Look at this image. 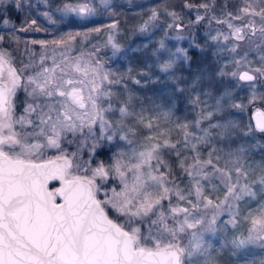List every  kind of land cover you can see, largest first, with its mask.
<instances>
[{"label": "snow or ice", "instance_id": "6c2138e0", "mask_svg": "<svg viewBox=\"0 0 264 264\" xmlns=\"http://www.w3.org/2000/svg\"><path fill=\"white\" fill-rule=\"evenodd\" d=\"M6 2L0 0V4ZM101 4L108 7L109 0H101ZM16 6L20 7L19 0ZM199 7L207 13L214 7V0L212 4ZM62 10L78 16L96 13V8L87 0L75 6L65 5ZM171 15L176 18L175 13ZM48 18L51 20L50 16ZM157 18L153 9L150 21ZM202 19L203 16L197 15L196 22ZM211 19L227 24L231 37L236 41L247 39L259 53L257 66L253 67V61L248 60L247 70L239 74L233 72L232 76L238 75L239 80L245 82L264 78V0H241L235 13L226 12L223 20L216 16ZM150 21H146L145 26ZM100 31L93 28L88 33L75 35L87 38L89 33ZM73 38V33L69 32L67 39L32 43L47 50L49 43L67 45ZM4 39L0 35V41ZM228 39L225 35L224 40ZM109 42L112 43V37ZM238 47V44L233 45L230 50L236 52ZM113 48L118 50V45L113 43ZM60 55L62 58L57 62L54 48L51 66H46L49 56L45 51L38 63L30 59L28 63L22 62L23 67L18 69L14 57L0 50V264H216L213 251L219 249L214 250L211 240L205 239V233L215 234L217 219L224 210L232 213L229 222L234 224L241 202L248 210L245 219L251 227L246 237L233 238L228 243L233 255H240L244 264H264V255L259 260L247 258L249 246L259 245L264 250V174L251 182L248 180L249 174L255 172L253 164L264 173V157L252 161L241 146L228 153L223 167L219 166L222 157L217 155L214 162L212 152L208 159H201L197 144L208 142V129L202 130V136H196L188 131L187 122L177 123L176 127L183 131V141L172 142L171 130H161L157 116L146 115L143 108L139 112L130 109L127 102L118 108L112 105L113 94L104 88V81L109 84L119 81L110 80L98 61L94 65L80 59L68 63L64 53ZM247 55L245 53V60ZM174 57L172 54L161 65L163 71L172 68ZM235 63L240 65L241 60ZM196 83L194 80V87ZM21 90L25 99L18 101L17 94ZM255 97L253 92V99ZM18 102L23 105L19 114ZM198 102L199 98L192 101L193 104ZM217 110H220L219 100ZM117 112V119H109L110 114ZM163 115L167 120L171 109ZM211 116L212 113H208L204 118ZM195 124L199 127L200 120ZM210 127L221 129L218 133L221 138H230L238 125L228 120ZM141 129L148 134L143 136L137 150L133 145ZM255 129L264 133V111L257 110ZM250 132L249 126L243 135ZM69 133L82 137L81 147L92 141L90 159L83 165L74 164L78 152L69 156L62 148ZM117 136L129 150H119L113 153L110 162L97 160L96 166L91 167L97 149L104 146L101 142L111 144ZM189 146L195 155L182 156V150ZM46 149H56L61 154L44 159ZM165 151L175 153L178 167L189 178L187 188H180L175 179H169L173 166L164 159ZM74 168L85 174H74ZM110 178L119 180V190L112 187L111 195L105 191L104 199H100L98 194ZM50 179H59L61 187L49 191ZM203 182L211 185L213 191L222 187L223 199L217 196L219 202H216L206 195ZM193 194L195 200L191 198ZM57 197L61 203H57ZM253 204L257 206L252 208ZM209 210L211 217L206 220ZM110 211L116 216H110ZM227 246V243L221 245L222 248Z\"/></svg>", "mask_w": 264, "mask_h": 264}, {"label": "rangeland", "instance_id": "374dc122", "mask_svg": "<svg viewBox=\"0 0 264 264\" xmlns=\"http://www.w3.org/2000/svg\"><path fill=\"white\" fill-rule=\"evenodd\" d=\"M84 2L85 0H19L20 7H17L16 0H7V4H12L17 9L18 18L3 17L5 12L0 4V35L5 38L0 41V50H6L14 57L15 66L18 69L30 59L38 63L40 55L45 51L49 56L46 66H51L54 48L57 62L62 58L61 53L67 57L68 63L80 59L94 65L98 61L103 66L102 71L109 74L110 80L119 81L112 84L104 81L103 85L113 94L111 103L114 107L118 108L122 103L127 102L130 109L139 112L143 108L146 110V115L157 116L160 129L171 130L172 142L183 141V131L176 127L177 123L187 122L188 131L194 132L196 136H202L204 134L202 130L208 129V142L197 144L201 159H208V154L212 152L214 162L217 155L222 157L219 166L223 167L228 159V153L241 146L247 150L246 155L252 161H259L264 157V133L255 129L253 120L254 111H264V97L261 96L264 94V78L245 82L240 81L238 75L232 76L233 72L239 74L241 70H247L248 60L253 61V67L257 66L259 53L247 39L236 41L234 37H231V30L227 24L217 23L216 20L211 19L212 16H216L223 20L226 12L235 13L241 6V0H214V7L207 13L199 5L212 4L213 0H109L108 7L101 4V0H87L90 6L96 8L94 15L78 16L62 10L65 5L75 6ZM225 5H227L226 8ZM153 9L156 10L158 18L150 21ZM45 13H48V16H45ZM171 13H175L176 18ZM197 15L203 16L204 19L197 23ZM33 20L36 21L35 25L32 24ZM146 21L150 22L145 26ZM232 22L241 23L240 21ZM113 24L116 25L114 28L108 27ZM36 28L40 30L35 31ZM93 28H100L101 31L91 32L87 38L84 35H75L88 33ZM142 28L145 30L142 31ZM21 29L27 30L21 31ZM69 32L73 33L74 38L69 40L67 45L55 46L49 43L45 50L39 44L32 43L34 40L52 41L61 37L67 39ZM225 35L229 36L227 41L224 40ZM216 36H219V39L213 40L212 37ZM109 37H112V43L109 42ZM161 42L164 44L163 48H161ZM113 43L118 45V50L113 48ZM236 44L239 45L237 51H231L230 49ZM178 49L181 51H177ZM245 53L248 54L247 60L244 59ZM172 54H175L172 68L163 71L161 65ZM236 60H241V64L236 65ZM194 80H197L195 87ZM250 84H254V87ZM253 92L256 93L255 99H253ZM17 96L18 101L25 99V93L22 90ZM197 98L199 102L193 104L192 101ZM218 100L220 101L219 111L217 110ZM18 104L21 103L18 102ZM233 105H241V107ZM169 109H171V115L165 120L163 112ZM19 112L17 111V114ZM208 113H212V116L204 118ZM118 117V112L109 115V119L112 120ZM198 119L199 127L195 124ZM228 120L233 121L238 128L230 138H221L218 135L221 129L211 128L210 125L224 124ZM249 126L252 132L247 136L243 135L248 132ZM147 134V130L141 129V135L136 137V144L133 145L137 147V150L143 141V136ZM81 139L79 134L74 137L69 133L62 143V148L69 156L73 152H78L74 164L83 165L90 159L92 141L89 140L87 145L81 147ZM101 143L103 147L111 148L113 153L129 150L118 136L111 144L107 141ZM179 146L182 148V145ZM45 153L44 159L61 154L56 149H46ZM113 153L109 158L97 156L92 160L91 167L96 166L97 160L110 162ZM181 155L194 156L195 152L189 146L188 149L182 150ZM164 159L173 166V175L169 179H175L180 188L190 186L189 178L182 173L176 163L175 153L165 151ZM252 167L255 172L249 174V182L264 174L255 167V164ZM73 172L79 175L85 174L82 170L77 172L75 168ZM52 182L54 186L49 187L54 192L59 182L56 180ZM97 183L100 181L97 180ZM203 183L206 195L216 202H219L217 196L223 199L222 187L219 191H213L211 185L207 182ZM214 183L218 184V181ZM112 187H117L119 190L118 179L110 178L98 194L99 198L104 199L105 191L111 195ZM191 198L195 200L194 194ZM176 202L173 196L172 203ZM163 203L167 207L168 201L165 200ZM181 203L183 206H189L184 202ZM256 206L253 204L252 208ZM203 211L201 209V213ZM113 213L116 216V213ZM247 214L248 210L241 202V211L234 224L229 222L232 220V213L224 210L217 219L215 234L205 233V239L211 240L214 250L219 249V251H213L216 264H244L240 255H233L228 242L233 238H244L248 235L251 224L245 219ZM210 217L211 210L206 220ZM226 243L228 246L222 248L221 245ZM222 251L227 252L228 258L219 260ZM247 252L249 260H259L264 255V250H261L259 245L249 246Z\"/></svg>", "mask_w": 264, "mask_h": 264}, {"label": "trees", "instance_id": "16d2710c", "mask_svg": "<svg viewBox=\"0 0 264 264\" xmlns=\"http://www.w3.org/2000/svg\"><path fill=\"white\" fill-rule=\"evenodd\" d=\"M3 6V10H4V14H3V17L5 18H13L15 17L16 19L18 18V11L16 8H14V6H12V4H7V3H3L2 4ZM16 9V10H14ZM16 19H15V22H16ZM5 44H8L7 42H5ZM23 110V106L21 107V104H18V107H17V111L19 113H21ZM113 153V150L111 148H106V147H101L97 150V156L98 157H102V158H109L111 156V154ZM46 157V153L44 152V156L43 158ZM50 187H53L54 186V183L51 182L49 184ZM110 216L112 217H115L114 213L110 211ZM171 223V221H169ZM228 258V255H227V252L226 251H222L219 255V260H224V259H227Z\"/></svg>", "mask_w": 264, "mask_h": 264}, {"label": "water", "instance_id": "95a60500", "mask_svg": "<svg viewBox=\"0 0 264 264\" xmlns=\"http://www.w3.org/2000/svg\"><path fill=\"white\" fill-rule=\"evenodd\" d=\"M244 70H246V69H243V70H241L240 72H242V71H244ZM261 111V110H260ZM256 113H257V110L256 111H254V113H253V120H254V123H256ZM53 158H55V157H53ZM46 159H51V158H46ZM53 180H56V181H58L59 182V185H58V187L56 188V189H59L60 187H61V181L59 180V179H50L49 181H48V184H47V188H48V190L49 191H51L50 190V187H49V184L53 181ZM55 189V190H56ZM54 190V191H55ZM58 199H57V203H61L62 201L60 200V198L59 197H57Z\"/></svg>", "mask_w": 264, "mask_h": 264}]
</instances>
